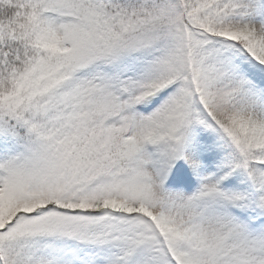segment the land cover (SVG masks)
I'll return each mask as SVG.
<instances>
[{
  "label": "snow or ice",
  "instance_id": "1",
  "mask_svg": "<svg viewBox=\"0 0 264 264\" xmlns=\"http://www.w3.org/2000/svg\"><path fill=\"white\" fill-rule=\"evenodd\" d=\"M0 264H264V0H0Z\"/></svg>",
  "mask_w": 264,
  "mask_h": 264
}]
</instances>
